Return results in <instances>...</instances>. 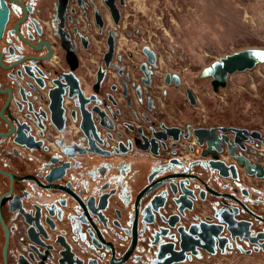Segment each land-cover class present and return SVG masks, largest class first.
<instances>
[{
    "label": "flooded vegetation",
    "instance_id": "af4514ba",
    "mask_svg": "<svg viewBox=\"0 0 264 264\" xmlns=\"http://www.w3.org/2000/svg\"><path fill=\"white\" fill-rule=\"evenodd\" d=\"M131 1L0 0V264L6 242L7 264L36 263L53 244L58 264V237L84 264H159L182 250L173 264H264V127L218 120L214 107L173 120L161 99L179 100L180 74L150 45H119ZM188 90L184 104L203 110ZM197 128L214 131L200 142ZM143 155L158 163L137 167Z\"/></svg>",
    "mask_w": 264,
    "mask_h": 264
},
{
    "label": "rangeland",
    "instance_id": "374dc122",
    "mask_svg": "<svg viewBox=\"0 0 264 264\" xmlns=\"http://www.w3.org/2000/svg\"><path fill=\"white\" fill-rule=\"evenodd\" d=\"M133 2L134 9L125 11L119 45L133 53L150 45L158 55L159 68L180 74L181 84L172 89L181 96L179 100L161 99V106L173 120L193 121L197 110L207 117L211 115L207 109L214 107L218 120L264 127V0ZM245 49L257 52L260 62L253 69L230 75L226 86L215 91L210 74L213 64ZM185 88L194 92L203 110L184 104ZM157 163L146 155L135 160L137 167ZM194 169L205 175L201 168ZM118 247L123 250L126 246ZM217 263L209 258L204 260V264Z\"/></svg>",
    "mask_w": 264,
    "mask_h": 264
},
{
    "label": "water",
    "instance_id": "95a60500",
    "mask_svg": "<svg viewBox=\"0 0 264 264\" xmlns=\"http://www.w3.org/2000/svg\"><path fill=\"white\" fill-rule=\"evenodd\" d=\"M62 0H60V7L63 6ZM2 26V21H0V28ZM148 52L149 57L153 56V53L149 50H146ZM252 50H240L238 52L232 53V54H228L224 57H222L220 59V61L215 62L212 66V68L210 69V74L212 76V80H211V85L214 88L215 91L219 90V87H225L227 84V80L228 77L236 72H242L245 70H249V69H253L256 64L258 63V59L250 52ZM254 52V51H252ZM256 55L258 56V58L260 57V55L257 52ZM260 60V58H259ZM173 79L176 83L180 82V78L178 75H171L170 73H167L166 75V82L169 83L170 79ZM188 98L190 99V102L192 104H195L196 100L194 98V94L191 90H188ZM219 129L221 130H225L226 128L220 127ZM235 131H247L246 129H242V128H232ZM172 132H174L175 134L177 133V131L179 130L178 128H171L170 129ZM214 128H197L194 130L195 134L198 136L200 142H203L205 138L210 137L209 132H213ZM254 133V132H253ZM32 147H36V146H32ZM211 166L215 169H219L220 172L223 175H229L228 171H224V169H226L227 167L224 166V163L220 162V161H211ZM235 176V173L233 174V177ZM184 190V194L181 195L179 198H177V201H181L182 204L180 205V209L183 210L185 206L190 207L191 203L189 200H187V195L190 194L189 190L183 189ZM148 221H151L150 218L148 219ZM135 223V222H134ZM193 227V226H192ZM192 227L190 229V231L192 230ZM184 236V235H183ZM6 237H8V233H6ZM50 237V235H46L44 237V239H48ZM56 243H60L62 246H64V250L60 251V255L61 257L57 260L58 264H84V261L81 260L78 256L75 255V253L71 250V245L68 243H64L63 241H61L58 238H56ZM37 243L39 244H45L44 241H37ZM133 243L135 244V239L133 240ZM132 243V245H133ZM46 245V244H45ZM131 245V249L134 247V245ZM48 249L50 248V252H49V256L48 257H43L40 261H37L36 263H32L28 258L24 257L23 261L21 260V258L19 257L18 259H16V264H52L53 262V252L51 250L54 249L55 245H48L47 246ZM204 247L207 249V251L213 253L212 249L210 248L209 244L204 245ZM6 248H7V242L3 248V253H4V261L5 264H7L6 262ZM131 252V251H130ZM165 251L162 250L161 255L164 253ZM183 250L179 251L180 256H176L173 258H169L165 261L160 262L159 264H173L174 262H180L185 260L184 255L183 254ZM127 259V255L125 254L123 256V258L119 261V263H122L123 261H125ZM100 264L98 262V260L96 259H90L89 264Z\"/></svg>",
    "mask_w": 264,
    "mask_h": 264
},
{
    "label": "bare ground",
    "instance_id": "6f19581e",
    "mask_svg": "<svg viewBox=\"0 0 264 264\" xmlns=\"http://www.w3.org/2000/svg\"><path fill=\"white\" fill-rule=\"evenodd\" d=\"M250 52L258 59V62H260V60H259L258 56L256 55V53H254L252 51H250Z\"/></svg>",
    "mask_w": 264,
    "mask_h": 264
},
{
    "label": "built area",
    "instance_id": "2783aa9c",
    "mask_svg": "<svg viewBox=\"0 0 264 264\" xmlns=\"http://www.w3.org/2000/svg\"><path fill=\"white\" fill-rule=\"evenodd\" d=\"M182 160L186 161V159H182ZM217 264H219V263H217Z\"/></svg>",
    "mask_w": 264,
    "mask_h": 264
},
{
    "label": "snow or ice",
    "instance_id": "6c2138e0",
    "mask_svg": "<svg viewBox=\"0 0 264 264\" xmlns=\"http://www.w3.org/2000/svg\"><path fill=\"white\" fill-rule=\"evenodd\" d=\"M262 55H264V54H262Z\"/></svg>",
    "mask_w": 264,
    "mask_h": 264
}]
</instances>
